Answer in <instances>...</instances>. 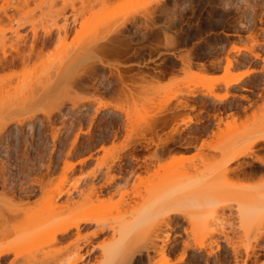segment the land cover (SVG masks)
<instances>
[{"label": "rangeland", "instance_id": "obj_1", "mask_svg": "<svg viewBox=\"0 0 264 264\" xmlns=\"http://www.w3.org/2000/svg\"><path fill=\"white\" fill-rule=\"evenodd\" d=\"M102 1H11L17 9L13 22L16 25L19 20L23 24L19 31L25 39L18 44L20 50L27 54L31 46L32 22L38 28L39 41L30 61L0 68V84L12 83L13 87L26 80L22 86L25 89L29 82V87L51 82L48 85L54 90L51 88L53 91L47 98L27 106L32 111L22 107V113L18 110V115L0 119V211L13 225L28 223L31 229H37L36 236L22 242L18 229L6 237L0 235V247L13 241L18 245L20 241L24 244H20L23 252L44 248L59 253L77 245L83 256L78 264H107L102 258L103 249L114 248L118 240L123 244L132 234L137 237L140 231H148L153 236L156 231V239L161 243L165 231L169 230L166 249L168 256L175 260L172 264H234L228 239L220 235L216 242L210 243L212 235L208 231L232 232L235 245L241 246L242 249L238 246L241 251L243 246L253 243V230L248 232L252 222L249 217L252 215L254 219L253 214L259 207L249 208V204L261 205L264 171L241 176L239 180L230 179L229 184L225 180L226 186L242 190L245 201H238L249 207L238 204L235 195L227 191L226 197L233 200L226 199L231 206L225 210V216L219 215L202 232H197V236H191L194 233L191 234L185 219L175 221L171 228L162 222L157 229L155 222L164 215L169 204L166 199L170 197L165 196L161 202L151 198H155L157 191L165 192L162 190L168 186L178 192L189 177L201 176L206 165H212L207 173L216 170L223 164L226 153L243 148L254 130L264 123V0ZM71 5L83 11L84 18L70 26L69 33H59L54 23H63L60 10L64 7L70 10ZM2 6L0 0L2 25L9 27ZM81 22L82 26L88 22L93 29L99 27L97 32L96 29L89 31L100 33L98 36L102 32L105 35L108 28L115 30L121 24L123 28L125 23L124 31L117 34L125 42L124 52L100 54L93 60H83L82 67L78 66L80 69L77 66L65 69L86 43L83 40L94 36L90 33L92 36L88 37L89 27L83 31L86 26L80 27ZM48 24H53L50 25L52 34L45 38L43 26L48 28ZM78 30L87 32L84 36L87 37H82ZM8 35H11L9 31ZM80 36L81 40L84 38L82 42H79ZM46 64L50 66L47 70ZM248 73L251 74L244 79L226 85L229 78L244 77ZM36 76L39 77L35 79ZM75 76H81L80 81ZM190 89L194 90L192 94L187 93ZM211 94L222 99H215ZM173 139L180 143H174ZM155 150L163 154L153 160L149 171L144 166ZM260 153L264 157V151ZM203 167L204 170L198 171ZM206 171L203 174L209 175ZM206 177V181L204 178L200 181L209 182L210 176ZM197 181L192 180L191 187L195 188ZM189 186L178 193H191ZM158 187L161 188L158 190ZM172 195L173 198L175 194ZM248 198L250 203L246 201ZM52 206L61 212L53 213ZM88 210L97 215L98 222L82 223L80 235L72 227L50 241L51 230L48 234L45 231L55 221L68 220ZM41 214L52 219H46L47 216L38 219ZM41 218L46 221L41 222ZM35 220L39 226L42 224L41 229L38 224L32 225ZM112 225L125 230L119 235ZM124 232L129 236L120 238ZM133 235L130 242L136 238ZM199 241L203 242L201 246ZM260 244H264V238ZM15 257L13 252L6 253L0 257V264L24 263L23 257ZM180 257L182 260L177 261ZM260 257L264 260V251ZM133 264H148L144 250L136 255Z\"/></svg>", "mask_w": 264, "mask_h": 264}, {"label": "bare ground", "instance_id": "obj_2", "mask_svg": "<svg viewBox=\"0 0 264 264\" xmlns=\"http://www.w3.org/2000/svg\"><path fill=\"white\" fill-rule=\"evenodd\" d=\"M4 1V3H3ZM12 1V0H11ZM10 0H2V13L4 12V14L6 15V18H8V22L10 24L9 27H5V22L3 23L4 25H2V22L4 21L3 19V15L0 14V68H4V67H8V66H12V65H15L18 61H22L23 63L29 59L30 61V56L31 54L33 53V49L35 46H38L36 45L38 43L37 41V37H38V28L35 24H33L34 22H32V25H31V31L33 33V41L31 42V46L29 47V53L27 51V54L24 53L23 50H20V47H19V42L21 41V39H25V36H23L21 34V32L19 31V28L23 25L21 21L18 20V22L15 23L13 21H15V14L17 10L15 7L14 4H12ZM86 1V0H84ZM91 1V0H89ZM104 1V0H103ZM102 1V2H103ZM110 1V0H109ZM54 2V1H53ZM51 3V1H50ZM84 2H82L83 4ZM53 4V3H52ZM71 4V3H70ZM85 4V3H84ZM89 5V4H88ZM91 5V4H90ZM11 6H13L12 10H11ZM67 5H65L66 7ZM86 6V5H85ZM63 8V10H60V14H62V18H63V23L62 24H58V21H55L54 23V26H57V30L58 32H63L65 34L69 33L68 31L70 30V26H75L77 23H79L81 21V17H83V11H79L78 8L75 6V5H71V9L67 10L66 8ZM83 7V6H81ZM87 7V6H86ZM10 8V9H9ZM18 8V7H17ZM84 8V7H83ZM65 9V10H64ZM81 9V8H80ZM86 11L88 10V7L85 9ZM139 10V9H138ZM137 10V11H138ZM85 11V12H86ZM142 10H140L141 12ZM10 12V13H9ZM139 12V13H140ZM143 12V11H142ZM140 13V14H143L142 16L145 15V13ZM17 15V14H16ZM145 17V16H144ZM80 19V21H79ZM87 20V19H86ZM84 21V20H82ZM24 22V21H23ZM86 23V22H85ZM88 23V22H87ZM84 24L86 26V28L83 29V31H85V29H87L89 27V30H86L89 35L87 34V32H82V30H78L81 32V36L84 37L86 34L89 36H92V37H89V39H85L86 41H84L83 39L86 38L84 37L82 40H83V43L86 42L85 44H83V47L81 49H79L78 47H75V48H78L79 49V53H76L74 52L73 54H77V56H75L69 63H67L68 65L65 66V69L68 67L69 70L70 68H76V66H80L82 67V61H86L87 59L90 60H93L92 58H94V56H100V54H105L107 55L108 53H114V54H121L123 53L124 51L122 50V48L124 49V47H122L123 45H125V42L124 40H120L119 38H121L120 35H118L117 37V34L118 33H122L124 30L123 28L125 27L124 24H123V28H122V24H121V28L117 29V27H115L116 29L114 30H111L109 31V28H108V31L103 35V32H102V35L101 36H98V34L100 33H91V32H95V29H93V25H89V24ZM71 24V25H70ZM82 22L79 24L80 27L83 28L82 26ZM8 25V24H7ZM48 28H45V26H43V30L45 32L44 36L45 38L46 37H49L51 36L52 34V28L51 26L53 24H48ZM51 25V26H50ZM96 27V26H95ZM99 28V27H98ZM97 28V29H98ZM77 29V28H76ZM97 29H96V32H97ZM90 30H92L91 32H89ZM8 31L10 32L11 35H8ZM77 32V31H76ZM79 33V32H78ZM83 33V34H82ZM92 35H91V34ZM79 36V35H78ZM81 36H80V39H79V42H82L81 40ZM120 36V37H119ZM44 38V39H45ZM120 44H119V42ZM78 43V42H77ZM118 43V44H117ZM124 43V44H123ZM81 44V43H80ZM79 43L77 45H80ZM37 48V47H36ZM11 49V50H10ZM77 49V50H78ZM74 51V50H73ZM35 53V52H34ZM37 53V52H36ZM41 53V52H40ZM71 54V53H70ZM11 56V58H9V56ZM104 55V56H105ZM258 56V55H256ZM107 57V56H106ZM99 58V57H98ZM55 59V58H54ZM53 59V60H54ZM99 60V59H98ZM88 61V60H87ZM100 61V60H99ZM102 61V60H101ZM230 61V60H229ZM228 61V62H229ZM51 62V61H50ZM91 62V61H89ZM29 63V62H28ZM54 63V62H53ZM95 64V61L93 62ZM84 64V63H83ZM92 64V63H91ZM28 65V64H27ZM230 65V64H229ZM48 64H46V66L44 67L46 70L48 68ZM50 67V66H49ZM61 67V66H60ZM84 67V66H83ZM92 69H93V66H91ZM90 67V68H91ZM79 68V67H78ZM77 68V70H78ZM95 68V67H94ZM80 69V68H79ZM88 70V68H86ZM90 69V70H92ZM64 70V69H63ZM68 70V69H67ZM86 70V71H87ZM43 71V70H42ZM74 72V71H73ZM72 72V73H73ZM84 72V71H83ZM42 73V72H41ZM65 72L63 71V74ZM67 73V71H66ZM75 73V72H74ZM120 73V72H119ZM62 74V75H63ZM48 75V74H47ZM76 75V74H75ZM118 75V74H117ZM65 76V75H63ZM62 76V77H63ZM73 76V74H72ZM123 77L121 74L118 75V77ZM37 77L39 76H36L35 79H37ZM47 77V76H46ZM60 77V76H59ZM76 77V76H75ZM75 77H72L73 80L75 79ZM81 77V76H80ZM79 76H77L76 78H80ZM45 78V77H44ZM48 78V77H47ZM70 78V76H69ZM68 80H71L69 79ZM242 78V76H239V77H231L227 80V83L226 85L230 86V84L232 83H236L238 82L240 79ZM26 79V78H25ZM32 79V78H31ZM46 79V78H45ZM58 79V78H57ZM121 79V78H120ZM34 80V79H32ZM31 80V81H32ZM41 79H39L40 81ZM47 80V79H46ZM49 80V79H48ZM80 81V79H78ZM82 80V79H81ZM26 80H24L23 83H25ZM37 81V80H36ZM35 81V82H36ZM51 81V80H50ZM64 81V80H63ZM75 81V80H74ZM38 82V81H37ZM36 82V83H37ZM47 82V81H45ZM57 82V81H56ZM61 82V81H60ZM77 82V81H76ZM83 82V81H82ZM21 84V85H18V86H11L12 83H1L0 84V119H5L6 117H10L11 115L13 114H16L17 115L19 114V111L20 113H22V107L27 111V110H31L29 108H27V106L31 105L33 102L37 101V100H41L42 98L49 96V94H51V92L54 90V88L50 87V84L51 82H49L48 84L44 85V84H37V86H32V87H29L30 86V82H29V85H27L28 83H26V87L28 86V88H25L23 89L22 86L24 84ZM32 83V82H31ZM58 83V82H57ZM73 85V83H71ZM80 84V83H79ZM77 83V85H79ZM33 85H36V84H33ZM21 86V88H19ZM39 86V87H38ZM38 87V88H37ZM51 88L53 90H51ZM62 91H65V90H62ZM194 90L193 89H190L189 91H187V93H191L193 92ZM214 96L215 99H222L220 97H218L216 94H211ZM53 96V95H52ZM59 97V96H58ZM62 97V96H61ZM49 101V100H48ZM62 101V100H61ZM40 102V101H38ZM36 104V103H34ZM33 105V104H32ZM77 105V104H76ZM21 106V107H20ZM103 106H106L105 104H101V107ZM21 110H20V109ZM27 108V109H26ZM31 108V107H30ZM19 110V111H18ZM33 110V109H32ZM31 110V111H32ZM28 112V111H27ZM24 115V114H23ZM22 116V115H21ZM20 116V117H21ZM24 118V117H22ZM20 121V120H19ZM17 121V122H19ZM4 122V120H3ZM262 126H258V129H255L254 132H253V136L251 137V139H249L246 143H245V146L241 149H238V150H235L233 152H230V153H226V158L223 162V164L217 168L216 170L213 169L214 171H209L210 173H207L206 170H209L207 168L211 167L210 165H206L205 168L203 167L202 169L198 170V171H201V170H204L206 171L207 174L209 175H205L203 173H205V171H203V173L201 174V176L205 175L207 177H209V182H201L200 180L202 178H204V181H206L205 179V176L201 177V176H196L193 178L189 177V180L187 179L186 182L187 184H181L182 187H180L177 191L180 192L181 190L182 191H185L184 189L187 188V186H189L190 188H192V192L191 193H187L185 195H187V197H185V195L181 192L180 194L178 192H176V189H171V187H167V189L165 188V190H162V191H165V192H158L157 189L159 190L161 187H158L157 189H154L152 191H157V193L154 194V197L155 198H151V200H157L160 202L162 201L161 199L165 198L166 197H170L168 199H166L167 201L166 202H169V204H166V205H170V207L168 208L167 210V207L165 208V213L164 215H161V218H159L160 220H156L155 224H157V226H155V224H153L152 226H155L156 228L157 227H161V223L165 222L166 226L168 228H171L173 226V223L177 220H180V219H185L188 221V228L189 230L191 231V234L194 233L193 235L191 236H197V232L199 234V232L201 231L202 232V229L206 226L207 228V225H209L211 222H213L214 219H217V217H219V215H222V218L225 210L229 208V206H231V203L226 200L227 198L231 201L233 199H230V197H226L227 195V191L230 190V192L233 193V195H235L237 201L238 200H243L245 201V199H243V195L242 194V190L240 188H230L229 185L226 186V184H223L225 183V180H226V183L229 184L230 182V179H234V178H239L241 176H251L252 174H254V172L256 171H264V157H263V154L261 155L260 151L263 150L264 151V123L260 124ZM1 130V129H0ZM77 136L78 134L76 135V139H77ZM173 142L174 143H180L176 140L173 139ZM171 150V149H170ZM152 152V151H151ZM163 153L162 152H159L158 150H155L153 151L150 156L148 157L149 158V161L146 162L145 160V168L149 170V166H151L153 160H157L160 158V155H162ZM147 158V159H148ZM155 162V161H154ZM144 163V162H143ZM194 163V162H193ZM181 164V163H180ZM184 164V163H182ZM178 165V164H177ZM192 166H194V164H191ZM163 167L165 166H162L161 168L164 169ZM191 167V166H190ZM214 167V166H213ZM212 167V168H213ZM217 167V166H216ZM211 168V169H212ZM197 169V168H196ZM151 171V169L149 170ZM148 172V171H147ZM197 174V172H196ZM198 174H200L198 172ZM197 174V175H198ZM251 174V175H250ZM198 177L200 178L199 181L200 183L197 184V179ZM206 177V178H207ZM197 178V179H196ZM208 179V178H207ZM235 179V180H237ZM192 180L195 182V180L197 181L195 183V188L191 187V185L193 186V182ZM239 180V179H238ZM223 181V182H222ZM229 181V182H228ZM191 183V184H190ZM220 183V184H219ZM197 184V185H196ZM222 185V186H220ZM185 186V187H184ZM74 188H77V184L76 185H73ZM188 187V188H189ZM164 188V187H163ZM222 188V189H221ZM224 188V189H223ZM239 190H240V193H239ZM217 191H220V192H217ZM68 192V191H67ZM174 192V193H172ZM178 195H176V193ZM258 191H256L257 193ZM72 193V192H71ZM165 193V194H164ZM237 193V194H236ZM150 194V192L148 193V195ZM167 194V195H166ZM172 194H175L174 195V199L171 197ZM192 194V195H191ZM255 194V192H254ZM260 194V193H259ZM263 194V193H262ZM261 194V195H262ZM151 195H152V192H151ZM150 195V196H151ZM157 195L158 197L160 198H157ZM180 195V196H179ZM182 195L184 197H182ZM188 195H191V196H188ZM256 195V194H255ZM173 196V195H172ZM259 196V195H258ZM263 196V195H262ZM261 196V197H262ZM180 197V199H179ZM182 197V199H181ZM240 197V198H238ZM257 197V196H256ZM255 197V198H256ZM157 198V199H156ZM149 199V198H148ZM163 199V200H164ZM169 199H172L169 201ZM184 199V200H183ZM260 198H258L259 200ZM180 200V201H179ZM239 202L238 201V204H244L245 206L246 203L245 202ZM247 202H251L249 201V198L246 199ZM254 201V200H253ZM257 201V199L255 200ZM260 201V200H259ZM258 201V202H259ZM171 202V203H170ZM69 203V202H68ZM72 203V202H71ZM248 203V204H249ZM257 202H252V204L250 203L249 205H251L249 208H255V207H259L257 209V212L254 213L253 215L255 216V218L253 219V216L251 215L249 217L250 221L252 219V222H250L249 224V227H250V230L248 232L251 231V229L253 230V235H252V238L251 240H253V243L249 242L246 246H243V250L241 251V249L238 248L236 244V241H234L233 237L235 236H231L232 232L229 233V232H226L222 230H219L218 232L216 230H213V231H208V233H210V236L212 235V240L210 241V243L212 241L216 242L217 240L216 239H219L218 237L220 235H223V237L227 238L228 239V244L233 248V253H234V264H264V260L261 259L260 255H261V251H264V244L261 245L260 244V240L264 238V198L262 199L261 201V205L258 206V203L257 205H255ZM260 204V202H259ZM58 205V204H57ZM190 205V206H189ZM254 205V206H252ZM56 207V205H54ZM68 206V204H67ZM162 206V205H161ZM160 206V207H161ZM240 206V205H239ZM55 207H51L52 208V212L56 214L58 213V210H56ZM62 207V206H61ZM246 207V208H247ZM243 208V207H242ZM262 208V209H261ZM205 209V210H203ZM256 209V208H255ZM261 209V210H260ZM167 210V212H166ZM196 213H192L194 211H196ZM242 210V209H241ZM259 210V211H258ZM199 211V212H198ZM246 211V209L244 210ZM247 211H248V208H247ZM253 211V210H252ZM45 212H48L49 215H53L55 216L56 214H53L51 211H45ZM61 212V210H60ZM91 211H86V212H83V214H80L78 216H75V217H72L71 219L69 218L68 220H63V221H55V223H53V226H48L50 229H46L47 226H44L43 228L46 229L45 233H47L49 230L50 231V241L53 242L57 239L58 235L60 233H63V232H66L68 231L70 228L72 227H75L76 230H77V234L80 235L79 233L81 232V228H80V225L82 223H86L88 221H96L97 220V215L95 214H90ZM250 212V211H248ZM0 235L1 237H6L8 235H10L12 232L14 233V231H16L18 229V231L21 233V242L23 240H26V239H29V238H32L33 235H37L36 234V230L37 229H31V226H29L28 223H26V226L25 224H22V225H19L18 224H15L13 225V223H10L11 219L8 221V217L5 215V213L1 212L0 211ZM52 213V214H51ZM187 213H191L192 215L188 216ZM261 213V214H259ZM4 214L6 216L3 217ZM258 214V216H257ZM17 215V214H16ZM42 215V214H41ZM39 216L38 219H40V217H45V216ZM47 216L48 218L46 219H52L50 216ZM58 215V214H57ZM56 215V216H57ZM55 216V217H56ZM50 217V218H49ZM226 218V217H224ZM37 219V220H38ZM43 218H41L42 220ZM95 219V220H94ZM248 219V220H249ZM44 221H46L45 219H43ZM43 220L41 222H43ZM247 220V221H248ZM202 221V225H200V222ZM9 222V224H8ZM13 222V221H11ZM36 220L32 223V225H37L38 223L36 222ZM98 222V221H96ZM249 222V221H248ZM28 224V225H27ZM44 224V223H43ZM159 225V226H158ZM28 226V227H27ZM40 226L42 227V224H40ZM39 224L37 227H40ZM40 227V229H41ZM117 227V226H115ZM113 225H112V229L114 230L115 233L118 232L122 234V231L125 230V228L123 229L122 227H117L118 230H116ZM121 228V229H120ZM120 229V230H119ZM152 229V227L150 228ZM158 229V228H157ZM248 230V228H246ZM122 230V231H121ZM154 230V228L152 229ZM152 230H149L151 232H154ZM184 230H186L184 228ZM188 230V229H187ZM231 230H233L231 228ZM230 230V231H231ZM120 231V232H119ZM206 231V230H205ZM215 231V232H214ZM229 231V230H228ZM142 231H140V233L138 234V236L136 237V235H133V238L136 237L133 242H130L132 240V235H130V239H129V235L125 236L126 235V232H124V235L120 236V238H126L128 237V239H126V241L123 242V244H121V240H118L117 243L115 244L116 246H113L114 248H105L103 249V252H102V258L103 260L107 263V264H133V261L136 257L137 254H140L142 250L145 251L146 253V262L148 261V264H153V262H158V264H172L175 260L171 259L168 255V252H167V249H166V241L169 240V230H166L165 233H164V236H165V239L163 240L162 239V242L159 243L157 241V237L158 235L156 234V231L154 232L153 236L154 238H152V233H150V236L148 231H145L143 233V235L141 234ZM147 232V233H146ZM186 232V231H184ZM207 232V231H206ZM252 232V231H251ZM250 232V233H251ZM114 233V234H115ZM190 233V232H189ZM196 233V235H195ZM204 233V232H203ZM208 233H204V235L208 236ZM48 234V233H47ZM147 234V236H146ZM188 234V233H187ZM13 235V234H12ZM120 235V234H119ZM149 235V236H148ZM125 236V237H124ZM140 236V237H139ZM163 236V238H164ZM139 238V239H138ZM16 239V238H15ZM142 239V242L143 243H140ZM145 239V240H144ZM250 240V241H251ZM17 241V239H16ZM19 241V240H18ZM145 241V242H144ZM139 242V244L141 245H137L136 243ZM190 242V241H189ZM188 242V243H189ZM202 241H199L198 244L199 246H201V243ZM213 242V243H214ZM119 243L121 245H119ZM126 243V244H125ZM203 243V242H202ZM20 244H23V243H20V241L18 242V245L17 243H15V241L13 242H9L8 244H6L5 246H2L0 247V257L6 253H9V252H13L17 258V256H21L23 257V261L24 263L23 264H78V262L80 260H82L83 256L81 254V252L78 250V247L77 245L75 246H72V247H68L66 248L64 251L62 252H59V253H54L52 250H47V249H40V251H37V252H34V251H26V252H23L22 249L20 250L21 248V245ZM186 244V243H185ZM197 244V245H198ZM24 245V244H23ZM22 245V246H23ZM188 246V244H186ZM185 245V247H186ZM211 246V244H209ZM245 245V244H244ZM205 245L202 244V247H204ZM219 246V245H218ZM211 248V247H210ZM219 248V247H218ZM199 249V248H198ZM31 250V249H30ZM33 250V248H32ZM185 250V249H184ZM212 250V249H211ZM210 250V251H211ZM21 251V253L19 252ZM23 252V253H22ZM34 252V253H33ZM151 253H155V254H151ZM184 254V253H183ZM182 254V257H184V255ZM82 256V257H81ZM20 257V259H21ZM182 257H180L177 261H180V259L182 260ZM82 258V259H81ZM18 259V258H17ZM16 259V260H17ZM145 260V259H144ZM141 261V260H140ZM143 261V260H142ZM141 261V262H142ZM160 261V262H159ZM17 262V261H16ZM19 262V261H18ZM140 262V263H141ZM103 263V262H102ZM145 263V262H144ZM100 264V263H99ZM104 264V263H103Z\"/></svg>", "mask_w": 264, "mask_h": 264}, {"label": "crops", "instance_id": "obj_3", "mask_svg": "<svg viewBox=\"0 0 264 264\" xmlns=\"http://www.w3.org/2000/svg\"><path fill=\"white\" fill-rule=\"evenodd\" d=\"M251 73H248V74H246L244 77H242L241 79H244L246 76H248V75H250Z\"/></svg>", "mask_w": 264, "mask_h": 264}]
</instances>
